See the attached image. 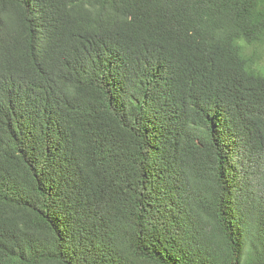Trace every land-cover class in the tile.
I'll return each mask as SVG.
<instances>
[{
	"label": "trees",
	"instance_id": "1",
	"mask_svg": "<svg viewBox=\"0 0 264 264\" xmlns=\"http://www.w3.org/2000/svg\"><path fill=\"white\" fill-rule=\"evenodd\" d=\"M264 0H0V264H264Z\"/></svg>",
	"mask_w": 264,
	"mask_h": 264
},
{
	"label": "rangeland",
	"instance_id": "2",
	"mask_svg": "<svg viewBox=\"0 0 264 264\" xmlns=\"http://www.w3.org/2000/svg\"><path fill=\"white\" fill-rule=\"evenodd\" d=\"M261 65L264 66V60L263 63L261 62ZM261 71H262V75H264V68Z\"/></svg>",
	"mask_w": 264,
	"mask_h": 264
}]
</instances>
